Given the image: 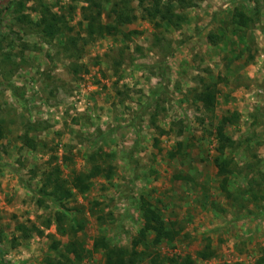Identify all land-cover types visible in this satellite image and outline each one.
Here are the masks:
<instances>
[{
  "label": "rangeland",
  "instance_id": "obj_1",
  "mask_svg": "<svg viewBox=\"0 0 264 264\" xmlns=\"http://www.w3.org/2000/svg\"><path fill=\"white\" fill-rule=\"evenodd\" d=\"M101 1L102 20L111 23L115 0ZM39 2L64 13L72 31L43 37L34 25ZM82 4L0 0V264L64 258L71 236L57 233L54 224L42 226L60 209L40 191L52 158L73 193L65 212L84 222L76 234L86 251L80 264H105L103 251L94 250L96 239L133 247L142 200L173 230L171 241L154 244L148 232L145 243L134 246L144 252L143 264L188 255L195 264H253L264 255V199L252 195L256 189L264 195V0H197L180 28L163 23L156 30L132 0L133 22L115 25L79 58H68L63 43L81 28ZM69 5L75 6L71 14ZM236 7L257 12L255 23L234 29ZM201 79L218 84L211 116L196 100ZM240 84L252 90L259 84L260 100L249 103L244 90L233 89ZM231 108L240 116L227 129L236 147L220 155L214 126ZM25 132L35 149L22 143ZM215 156L236 160L229 197L219 191ZM92 171L86 189L76 183ZM21 224L25 230L17 229ZM207 241L214 255L200 261L196 252Z\"/></svg>",
  "mask_w": 264,
  "mask_h": 264
},
{
  "label": "trees",
  "instance_id": "obj_2",
  "mask_svg": "<svg viewBox=\"0 0 264 264\" xmlns=\"http://www.w3.org/2000/svg\"><path fill=\"white\" fill-rule=\"evenodd\" d=\"M75 1V0H74ZM81 5V21L79 22L80 30L74 35H67L63 43V53L68 58H79L82 54L84 46L104 35L111 34L115 25L128 24L133 22L137 16L134 8L130 6L132 0H115L111 3L110 13L113 14V21L111 23L104 22L102 20L103 4L101 0H80ZM137 5L141 10V17L148 20L153 28L156 30L162 27L163 23L174 28H180L187 21L186 9L194 7L197 0H136ZM22 3V2H20ZM39 18L35 21L34 25L39 28L43 37L47 40H52L64 31L70 32L73 27L70 26L64 13H56L51 8L39 2L37 4ZM75 10V6L69 5L68 13H72ZM255 14L248 13L243 8L236 7L231 15L230 24L234 29L241 30L250 27L255 23ZM113 23V24H112ZM209 37H213V42L216 41V35L210 34ZM72 70L75 73L80 71V66L77 63L72 64ZM200 90L196 94V100L201 104L203 110L210 116L214 113L218 87L217 81L213 80H200ZM239 113L236 111L229 114L222 115L217 122H215L214 138L216 139V150L220 155L224 154L226 149H233L236 146L235 141L226 134L225 128L228 125L234 124L239 119ZM3 136L2 121L0 120V138ZM22 143L28 146L30 149L36 148L34 138L29 136L28 132H25L22 136ZM170 156H174V152H169ZM214 165L217 167V174L221 176L220 189L226 197L231 196L230 175L235 172L236 162L234 158H226L215 156ZM97 172L82 173L80 178H75L76 183H80L81 186L86 189L91 177L96 175ZM180 176V175H176ZM181 178V177H179ZM41 193L50 198L60 207L57 209L53 217L47 218L43 225L49 227L54 224L57 233L62 236H71L64 245L65 255L63 259H58L53 264H80L85 254V249L81 241L76 239V234L84 228V222L81 218L73 219L65 212L69 210L66 206V202L73 197L71 188L68 185V181L62 176L60 165L54 162L52 158L48 169H46L41 178ZM188 179V178H187ZM253 191V190H252ZM260 194V197L264 199V195L256 189L252 195L256 196ZM142 225L138 231V236L132 242L133 247L131 249L110 247L107 243L96 239L94 241V250H102L104 255L105 264H143V253L138 252L134 247L138 243H145V238L148 232H151L153 237V243L158 244L161 240L171 241L173 239V230L167 227L160 212L150 205L146 200H142L140 203ZM24 225H17V229L25 230ZM38 234H42L41 230L36 225L30 227ZM60 244L57 241L54 247ZM214 255V250L211 247L209 241L205 243L201 250L196 252V256L201 259H208ZM170 264H195L194 259L189 255L179 260L170 258ZM226 264H240L239 262L226 263ZM253 264H264V255L258 257Z\"/></svg>",
  "mask_w": 264,
  "mask_h": 264
},
{
  "label": "crops",
  "instance_id": "obj_3",
  "mask_svg": "<svg viewBox=\"0 0 264 264\" xmlns=\"http://www.w3.org/2000/svg\"><path fill=\"white\" fill-rule=\"evenodd\" d=\"M250 83V82H249ZM259 85V84H258ZM258 85H256L254 88V90H252L251 88H248V87H246V86H248V84H240V86L239 87H236L237 85H234L233 86V89H236V88H240L242 91L244 90L245 92H246V97H247V99H248V101H249V103L250 102H254V101H259L260 100V97H258V95H259V92H261V90H260V87L258 88ZM260 86V85H259ZM255 92H258V94H256L257 95V97H255ZM262 93V92H261ZM228 101H230V100H228ZM231 103V102H230ZM216 104H217V102H216ZM232 110L230 111V112H233V111H235L236 112V108H231ZM229 111H225L222 115H224V114H229L230 113ZM221 115V116H222ZM221 116H219L217 119H219ZM236 126V122L234 123V124H231V125H228L226 128H225V132H226V134L227 135H229L234 141H235V143H236V140H235V138L234 137H232L231 135L232 134H230V132H227V129L229 128V127H235ZM216 140V139H215ZM234 149V148H233ZM227 150V149H226ZM235 160V159H234ZM235 162H236V160H235ZM213 163H214V159H213ZM215 166V165H214ZM216 169H217V167H216ZM235 174V173H234ZM234 174H232V175H230L229 177L231 178V177H234ZM221 179V178H220ZM219 183H220V181H219ZM219 191L221 192V193H223L222 191H221V189H220V185H219ZM224 194V193H223ZM211 205V204H210ZM199 260L200 261H204V260H202L201 258H199ZM215 260V259H214Z\"/></svg>",
  "mask_w": 264,
  "mask_h": 264
}]
</instances>
